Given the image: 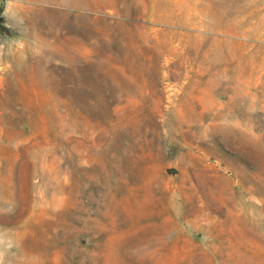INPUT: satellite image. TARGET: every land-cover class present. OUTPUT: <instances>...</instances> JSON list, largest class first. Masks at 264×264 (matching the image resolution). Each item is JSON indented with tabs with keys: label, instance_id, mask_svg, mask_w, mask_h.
<instances>
[{
	"label": "rangeland",
	"instance_id": "1",
	"mask_svg": "<svg viewBox=\"0 0 264 264\" xmlns=\"http://www.w3.org/2000/svg\"><path fill=\"white\" fill-rule=\"evenodd\" d=\"M0 264H264V0H0Z\"/></svg>",
	"mask_w": 264,
	"mask_h": 264
}]
</instances>
